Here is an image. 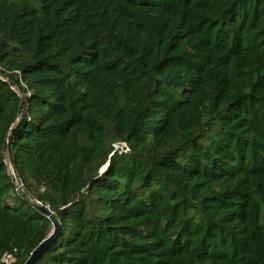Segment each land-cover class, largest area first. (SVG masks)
Instances as JSON below:
<instances>
[{
  "label": "trees",
  "instance_id": "1",
  "mask_svg": "<svg viewBox=\"0 0 264 264\" xmlns=\"http://www.w3.org/2000/svg\"><path fill=\"white\" fill-rule=\"evenodd\" d=\"M0 67V258L22 185L37 264H264V0H0Z\"/></svg>",
  "mask_w": 264,
  "mask_h": 264
},
{
  "label": "water",
  "instance_id": "2",
  "mask_svg": "<svg viewBox=\"0 0 264 264\" xmlns=\"http://www.w3.org/2000/svg\"><path fill=\"white\" fill-rule=\"evenodd\" d=\"M12 84V83H11ZM13 85V84H12ZM23 110V101H21L19 113H21ZM8 143L5 144V151H7ZM16 181V180H15ZM18 190L23 193V195L26 197V199L39 211H41L44 215H46L53 226V231L51 234L43 240L39 246L31 253L29 259L26 261L25 264H37L38 261L48 252L52 244L58 239V237L62 233V225L59 222V220L56 218L55 214L47 208L43 204L37 203L35 200L30 198L25 192L22 186H18Z\"/></svg>",
  "mask_w": 264,
  "mask_h": 264
},
{
  "label": "built area",
  "instance_id": "3",
  "mask_svg": "<svg viewBox=\"0 0 264 264\" xmlns=\"http://www.w3.org/2000/svg\"><path fill=\"white\" fill-rule=\"evenodd\" d=\"M0 70H2L1 67H0ZM16 74L20 75L19 71H16ZM122 146L125 147L124 144H118V145H116V149L123 150L124 147H122ZM18 186H22V185H18ZM46 207L49 208L48 206H46ZM14 261H15V253L14 252H6L0 258V264H12Z\"/></svg>",
  "mask_w": 264,
  "mask_h": 264
},
{
  "label": "rangeland",
  "instance_id": "4",
  "mask_svg": "<svg viewBox=\"0 0 264 264\" xmlns=\"http://www.w3.org/2000/svg\"><path fill=\"white\" fill-rule=\"evenodd\" d=\"M0 75H2V76H4L2 73H1V70H0ZM116 145H118V144H116ZM122 147H124V146H122ZM7 155V154H6ZM7 162H8V165H9V158H8V155H7Z\"/></svg>",
  "mask_w": 264,
  "mask_h": 264
}]
</instances>
